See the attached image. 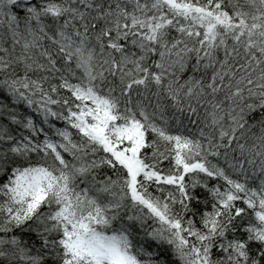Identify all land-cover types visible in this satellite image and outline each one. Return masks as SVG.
Wrapping results in <instances>:
<instances>
[{"label": "snow or ice", "instance_id": "1", "mask_svg": "<svg viewBox=\"0 0 264 264\" xmlns=\"http://www.w3.org/2000/svg\"><path fill=\"white\" fill-rule=\"evenodd\" d=\"M0 264H264V0H0Z\"/></svg>", "mask_w": 264, "mask_h": 264}]
</instances>
